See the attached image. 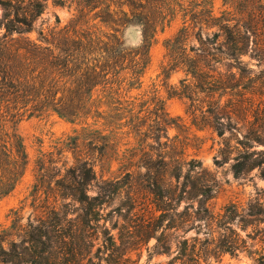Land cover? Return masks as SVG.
<instances>
[{
  "label": "trees",
  "instance_id": "16d2710c",
  "mask_svg": "<svg viewBox=\"0 0 264 264\" xmlns=\"http://www.w3.org/2000/svg\"><path fill=\"white\" fill-rule=\"evenodd\" d=\"M49 1L76 6L78 17L59 29L37 30L35 24ZM0 8V201L16 188L30 164L20 124L31 117L57 115L81 123L82 131H97L91 119L104 113L96 109L100 107L97 91L108 95L141 87L157 34L177 17L183 23L165 41L169 56L164 71L170 76L183 69L188 76L182 88L193 103L196 127L206 123L222 137L225 117L233 123L238 109L245 108L247 114L256 111V97L264 98L263 92L253 91L242 105L237 93L240 71H252L243 67V56L253 52L251 57L264 64V0H223L219 12L216 0H0ZM131 25L142 31L137 47L128 46L124 37ZM190 37L198 40V47L187 46ZM163 111L155 122L166 128L163 117L168 113ZM244 137L245 153L234 146V173L240 176L258 167L264 177V159L259 158L264 150L251 151L254 143L264 144L262 132L252 126ZM220 154L224 158L218 163L230 159L224 147ZM59 162L36 176L34 219L0 225V264H136L135 253L151 238L160 241L156 232L165 220H169L167 229L176 227L175 210L181 198L200 199L208 210L206 203L214 197L215 181L205 169L192 167L184 174L178 167L173 174L149 181L154 209L148 233L128 229L116 237L102 222L103 206L121 192V177L100 179L97 161L85 155L74 156L70 164ZM51 170L55 172L49 174ZM133 173L126 175L133 177ZM50 179L55 186L50 187L49 181L44 187ZM95 182L97 189L92 193ZM128 183L133 186L131 178ZM260 207L253 214L264 220V207ZM14 213L20 215L19 210ZM239 248L237 239L225 236L224 251ZM183 254L185 250L182 260ZM258 264H264V257Z\"/></svg>",
  "mask_w": 264,
  "mask_h": 264
},
{
  "label": "rangeland",
  "instance_id": "374dc122",
  "mask_svg": "<svg viewBox=\"0 0 264 264\" xmlns=\"http://www.w3.org/2000/svg\"><path fill=\"white\" fill-rule=\"evenodd\" d=\"M222 3L223 0H216L217 12L221 11ZM1 12L0 8V15ZM77 17L76 6L56 5L49 1L35 27L45 31L54 27L59 29ZM182 21V17H177L157 34L141 87L108 95L97 91L95 99L100 107L96 109L104 112L96 113L91 119L96 121L97 131H82L81 123L57 115L31 117L20 124L30 164L16 188L0 201V225L33 220L36 215L33 193L38 173L45 172L47 167L55 168L56 161H60V165L63 160L70 164L74 156L85 155L97 161L96 171L100 179L115 176L122 179L118 185L121 192L103 206L102 222H106L116 237L120 231L127 233L128 229L139 235L148 233L150 211L154 209L149 181L164 173L173 174L178 167L184 174L194 167L196 170L205 169L215 181L214 197L206 203L208 210L200 199L181 198L175 210L176 227L167 229L165 225L169 220H165L156 232L161 236L160 241L157 243L155 237L151 238L140 252L135 253L136 264H258V259L264 257V220H259V216L253 213L259 211L260 205L264 207V177L258 167L236 176L232 164L235 145L246 152L244 136L251 133L252 126L260 129L264 139V98L256 97V111L247 114L245 108L238 109L233 123L225 117L222 137L206 123L200 122V127H196L193 103L184 96L182 88V81L188 76L183 69L173 71L170 76L164 71L169 56L165 41L180 29ZM206 32L203 30V37ZM31 36L36 38L37 31ZM124 37L128 46H139L141 28L128 26ZM198 45L194 37L187 40L189 48ZM251 53L243 56L246 62L243 67L252 71L243 69L239 74L237 93L242 105L247 104L250 92L264 93V64H259L258 57H251ZM227 99L226 96L224 100ZM104 101L108 103L102 104ZM164 109L168 113L163 117L166 128L155 122L157 115L163 116ZM231 123L236 128H232ZM253 145L251 151L264 150V144ZM221 147L225 148L230 159L218 163L217 159L224 158L220 154ZM259 158L264 159V155ZM128 171L134 172L133 177L126 175ZM54 172L51 170L49 174ZM130 178L133 186L128 183ZM49 181L50 187L55 186V180L51 179L43 186L47 188ZM97 184L92 183V193L96 192ZM196 185L202 187L203 182ZM133 196H138L139 200L133 202ZM16 210H19L18 217L14 213ZM226 235L237 239L240 248L224 251ZM184 250L186 254L182 260L180 254Z\"/></svg>",
  "mask_w": 264,
  "mask_h": 264
}]
</instances>
